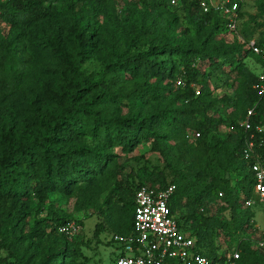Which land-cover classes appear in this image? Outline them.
Here are the masks:
<instances>
[{
    "label": "trees",
    "instance_id": "trees-1",
    "mask_svg": "<svg viewBox=\"0 0 264 264\" xmlns=\"http://www.w3.org/2000/svg\"><path fill=\"white\" fill-rule=\"evenodd\" d=\"M245 1L237 2L240 10ZM108 13L144 21L126 36ZM66 17L80 24L64 38L30 40L34 28ZM228 25L227 15L204 13L199 0H0V106H12L0 116V264L86 262L80 246L58 233L70 222L82 230L81 222L52 212L35 219L9 205L75 196L77 211L92 209L101 220L91 239L96 250L103 233H113L109 245L114 235L132 234L142 186L176 187L171 214L211 264H224L233 251L238 264H264L262 238L251 237L257 229L246 203L255 179L243 155L251 134L264 155V132L256 131L264 127V95L253 89L258 73L247 66H264L249 45L264 52V36L250 40L256 31L246 24L248 40H241ZM88 62L99 69L87 73ZM219 75L227 93L216 98L209 80ZM24 98L38 103L34 113H23ZM221 107L227 119L218 117ZM249 109L252 129L245 131ZM223 125L232 131L221 135ZM188 131L199 137L190 140ZM142 145L149 158L134 156L143 165L125 172L122 161ZM29 227L32 253L21 248ZM218 236L229 244L224 252Z\"/></svg>",
    "mask_w": 264,
    "mask_h": 264
},
{
    "label": "built area",
    "instance_id": "built-area-1",
    "mask_svg": "<svg viewBox=\"0 0 264 264\" xmlns=\"http://www.w3.org/2000/svg\"><path fill=\"white\" fill-rule=\"evenodd\" d=\"M242 0H199L204 13L209 11L227 15L229 30L235 31L237 20L234 17V7ZM176 6L179 0H170ZM256 55L264 58V52L255 47L254 41L249 43ZM253 89L259 96L264 95V66L260 67L257 82ZM254 116V109H249L245 120L240 124L245 131H251L250 119ZM258 133L264 132V127L257 126ZM198 133H187L190 140L197 139ZM260 140L258 146H262ZM254 135L251 134L243 150L244 158L250 161V171L255 179L254 194L257 197L264 214V155L255 148ZM175 192V186L156 190L146 186L140 187L135 194V205L132 221V234L129 236L114 235L113 241L118 246L113 264H211L210 261L198 253L194 240L180 229L177 221L169 209V201ZM254 202L249 200L246 205ZM81 227L70 222L58 227V233L68 238L80 234ZM261 241L257 246L264 251V229L260 230ZM239 253L231 252L224 264H238Z\"/></svg>",
    "mask_w": 264,
    "mask_h": 264
},
{
    "label": "rangeland",
    "instance_id": "rangeland-1",
    "mask_svg": "<svg viewBox=\"0 0 264 264\" xmlns=\"http://www.w3.org/2000/svg\"><path fill=\"white\" fill-rule=\"evenodd\" d=\"M130 1V0H127ZM258 2L259 0H246L241 7V10L239 8V5L234 7V11L237 13L238 11H241V18H238L236 29L238 31V36L241 40H248L246 37L247 35L243 33L242 31L245 28L246 24H250L251 26L249 29L252 31L255 30L256 33L250 40H255L259 35L262 37L264 36V13H262L258 8ZM120 7L118 6V9ZM264 8V4H263ZM119 11V10H118ZM180 15V14H179ZM107 18H109L112 21H118L121 22V28L122 33L126 36L131 35L132 29L134 26L138 25L139 22H143L144 20H141V17L139 15H135L133 17V22L130 24L127 21H125V15L123 14H110L108 13L106 15ZM231 17H227V19H230ZM253 18V20H250ZM251 21V23H250ZM80 20L79 18H71L66 17L63 18L60 21H54V22H46L43 24L39 29L34 28L30 32V40H39V39H46V40H55V39H61L67 36V34L73 30L79 27ZM257 25H262L260 28L257 27ZM230 39V37H229ZM248 68L255 72L259 73V68L256 66V64L252 60L247 61ZM83 69L87 73H92L94 71H97L99 69V65L96 62H88L84 65ZM210 89L212 90L213 96L216 98L222 97L227 91L223 89L222 83H223V77L222 76H215L214 78H211L210 80ZM33 105V104H32ZM29 104V102L24 98L20 101V107L23 110V113H34L35 108L38 106V103L34 104L33 106ZM11 104H6L5 106H0V116L6 115L11 111ZM218 117H222L223 119L228 118V112L225 109V107H221L218 111ZM219 133L221 135L225 133H230L232 131V128L230 126H220L218 129ZM188 133H193L191 131H188ZM149 145H142L139 146L133 154L129 155L127 158H125L122 162L124 165L126 171L125 172H131L136 169H138L139 166L143 165V162L145 159L140 160V162L133 161V157L137 156H147L149 158ZM145 156V157H146ZM176 189V187H175ZM252 201L254 204L250 207L251 212L254 214V225L257 229V232L251 234L252 239L256 240V238L259 237L260 230L264 229V214L262 213L261 206L259 205V202L257 200V197L255 194H253ZM22 207L25 211L30 210L32 213V217L35 219H46L48 217V213L52 212L54 214H57L58 216H61L63 218H70L76 221H79L82 223V230L80 232V235L72 238L71 242H74L80 246V249L85 256L86 262L85 264H113V259L116 254V248L118 246L114 243L109 245V242L111 241L112 232H106L101 234L100 240L103 241V245L98 246L96 250H94V242H92V234L95 229V226L98 222L101 220H98V216L95 214V212L92 209H89L87 211H77L76 210V197H71L70 199H66L64 197H61L60 195H53L48 200V202L43 205L39 206L36 203H33L31 205L29 204H19V205H9V207ZM215 212V208H212V212ZM182 213L186 214L185 210H182ZM217 217H226L227 213L221 214L218 212L214 213ZM207 215H210L209 213ZM30 227L27 228V230L22 234L21 238V248L23 251H27L28 253H32L34 251L33 246L30 244V240L28 239L29 235L26 233H29ZM243 237V236H242ZM244 238V237H243ZM226 239L222 236L216 237L215 243L216 245L220 246V252H224L225 249L229 248V244L225 241ZM228 244V245H227ZM87 245V246H86ZM109 245V246H108ZM234 246L232 245L231 248ZM230 248V249H231Z\"/></svg>",
    "mask_w": 264,
    "mask_h": 264
}]
</instances>
